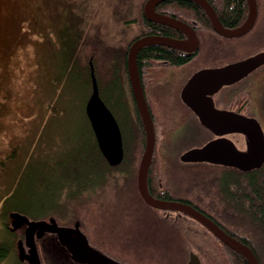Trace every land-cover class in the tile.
<instances>
[{
	"label": "rangeland",
	"instance_id": "obj_1",
	"mask_svg": "<svg viewBox=\"0 0 264 264\" xmlns=\"http://www.w3.org/2000/svg\"><path fill=\"white\" fill-rule=\"evenodd\" d=\"M144 1L0 0V244L11 248L20 239L6 227L11 226L9 213L23 209L30 217L52 216L62 224L80 223L92 242L112 240L114 231L120 236L123 231L122 239L131 242H127V248L133 250L129 255L139 263L173 264L175 250L168 237L161 229L155 230L142 221L145 215L130 212L139 208L130 207V202L140 203L135 202L133 179L105 178L97 168L89 147L92 134L84 110L90 87L83 88L77 81L75 68L67 64V47L78 41L76 48H82L81 53H87L88 58L96 56L93 64L97 67L103 101L118 118L114 108L116 97L113 103L108 91L119 84L120 100L130 106L135 118L129 85L120 78L117 62L123 63L130 44L143 33ZM259 10L256 29L243 40L247 45L244 50L264 44V0H260ZM96 48L102 49L99 57ZM204 56L196 57L191 70L209 62ZM90 60L94 62V57ZM154 70L153 76L158 74ZM153 85L148 91L151 98H155ZM173 89V86H159L158 95L168 108L171 100L168 92ZM156 118L163 123L158 115ZM260 122L264 125V118ZM177 133L182 136L177 145L182 146L202 143L207 138L205 131L192 120L191 126ZM137 135V159L128 164L135 165L138 173L145 143L141 142L139 132ZM159 151L161 158L164 152ZM180 153L176 149L175 154ZM166 159L173 158L169 154ZM214 168L191 167V173L186 174L178 172L180 169L163 168L164 181L169 182V171L173 186L185 191L179 180H191V202L236 231L237 224L232 222L230 210L219 196V171ZM123 214L129 215L127 224L122 223ZM182 221L191 227V252L200 256L203 264H227L222 245L212 234L192 219ZM38 232L43 264H78L72 249L58 235ZM164 239L166 243L158 244ZM179 247L184 248V244ZM0 264L26 263L20 261L13 248L7 257L0 259Z\"/></svg>",
	"mask_w": 264,
	"mask_h": 264
},
{
	"label": "water",
	"instance_id": "obj_2",
	"mask_svg": "<svg viewBox=\"0 0 264 264\" xmlns=\"http://www.w3.org/2000/svg\"><path fill=\"white\" fill-rule=\"evenodd\" d=\"M165 0H148L144 6V15L149 21L175 27L185 32L187 40H172L158 36H145L133 42L128 51L127 70L129 80L146 135L145 150L141 157L137 182L138 190L143 200L156 209L179 210L200 223L224 245L245 257L248 264H259L252 249L239 238L229 234L211 217L193 206L183 203L165 202L154 198L148 190V174L156 146V131L149 109L142 79L138 67V53L147 46L163 44L173 48L195 51L199 49V38L195 29L180 20L156 12V6ZM202 7L219 34L225 37H240L248 33L255 25L258 17L257 0H247L249 13L246 21L238 28L225 29L217 12L208 0H191ZM264 65V50L240 62L221 68H206L196 72L187 82L181 92L183 101L191 104L203 126L216 135L242 133L247 138L245 151H239L229 138H217L199 148H193L182 157L184 161L208 162L215 165L236 168L242 172H250L264 165V130L255 118H248L235 112L224 111L215 107L212 96L222 87L230 86L246 78L258 67ZM92 76V93L86 104V115L90 121L98 147L109 165H120L125 157L123 135L120 125L100 96L98 81L95 75L93 61H90ZM12 231L27 225L25 241L19 242V258L30 264H42L36 234L41 232L57 233L64 243H69L73 249L74 258L96 264H119L115 260L94 252L90 248L87 236L81 231L79 224L73 228L59 227L54 220L30 221L20 213H12ZM74 236V237H73ZM26 248H29L27 251ZM188 264H201L199 256L191 252Z\"/></svg>",
	"mask_w": 264,
	"mask_h": 264
},
{
	"label": "flooded vegetation",
	"instance_id": "obj_3",
	"mask_svg": "<svg viewBox=\"0 0 264 264\" xmlns=\"http://www.w3.org/2000/svg\"><path fill=\"white\" fill-rule=\"evenodd\" d=\"M147 1L148 0L144 1L142 10H141V14H142L141 24L143 25V28L141 30H143V33L138 35V37H136L133 42L145 36H154V35L148 34L150 32V29L149 27L146 28L147 25H145L143 22V18H145L150 23H157V22L149 21L144 15V6ZM182 2L185 4L187 3L191 4V2L193 1L191 0H165L159 3L156 6L155 10L159 14L172 17L176 20H180L181 22L189 25L190 28L192 26L197 33L200 45H199V49L195 51H191V50L187 51V50H183L179 48H173L170 46H166L163 44H157L158 46L162 48H166V49L173 51L178 56L184 57L186 61L182 64H175L170 59L162 58V59L157 60L156 70L158 74L156 75L158 76V81H156L155 85H153L154 87H156L154 100L158 102V109H157L156 115L152 111V107L150 104V99L152 102L153 98L150 97V94L148 92L149 86L153 83V78H152L153 76H152V73H150L149 71H147L146 73H143L142 84L144 87L145 96H146L154 123L156 124L155 130H156L157 138H156L155 152H154L153 159L151 162V167L158 169L157 172H155L157 177H158V174L163 175V178L159 177L155 182L154 181L150 182L149 174L151 170H149L147 184H148V190L150 194L158 200H162L165 202H176V203L178 202V203L187 204L189 206H193L194 208H198L196 204H193L191 202V180H189L188 182L186 180L185 181L179 180L181 183L184 184L183 189L185 190V191H180L178 190V188H175L173 186L174 183L169 179V171H168V181L169 182L164 181L165 173H164L163 168H169V170L171 169L173 170V168L180 169L178 172H181V174H186V172L191 173V167H197V166L198 167L199 166L223 167V166L215 165V164L208 163V162L184 161L182 160V157L185 153H187L191 149L202 147L208 142L215 140L217 138H220V137L231 139L239 151H245L246 146H247V138L242 133H231V134L222 135V136L214 134L209 128L202 125V123L199 120L198 115L191 108V104H187L183 101L181 97V92L183 88L185 87V85L187 84V82L191 79V77L196 72L202 69H206V68H221V67H225L227 65L234 64L242 60H245L263 51L264 44H258L257 47L247 48V50H244L246 49L247 45L243 43V40L245 39V37L250 35L254 29H256L257 24H258V19H259V13H258V17H257L254 27L248 33L240 37H225L219 34L218 32H216L209 16H208L209 26L206 25L204 28H201L202 26L198 24V21L191 19V6L188 5L186 7L184 6L182 7L181 6ZM257 3H258V9H259L260 0H257ZM247 4H248V1H247ZM248 12H249V5H248ZM221 23L223 27L228 30H232V29L239 27L238 26L235 28H230L226 26L222 21ZM157 24L167 29L165 34L157 35L158 37L172 39V40H187L189 37L185 32L175 27L168 26V25L161 24V23H157ZM133 42L130 44V46L133 44ZM129 48H128V51H129ZM200 54L203 56L205 55L204 57H207L209 62L205 63L204 66H200V67H197V69L191 70V67H194V65L191 66V64L193 63V61L196 59L197 56H200ZM127 57H128V52H127ZM159 86H164V87L173 86L174 87L173 90H169L168 92L170 96L169 99H171L170 108H168L162 102L160 95H158ZM212 98H213L215 107L217 109L235 112L236 114L243 115L248 118H255L260 122V120L264 118V65L258 67L256 70H254L251 74H249L243 80L236 82L230 86L222 87L217 93H215L212 96ZM157 115L162 119L163 123L161 122L159 123L157 118H155ZM173 120H176V122H174ZM191 120L194 121L197 125H199L205 131V133L207 134V138L202 143H197L192 146L177 145V143H179L182 140V136H178L179 134L177 133V131L181 130L182 128L184 130L185 127L191 126ZM164 123L166 125L165 130L167 132L165 134L162 132L163 130L162 125ZM262 128L264 130V125H262ZM158 148L160 151L163 150L165 156L163 155L161 156V158L158 156V153H157L159 151ZM176 149L180 150L181 153L175 154ZM169 154L173 159H166V157L169 156ZM136 186L138 189L137 178H136ZM144 203L145 204L139 208H132L130 212L134 211V214H137L139 216L140 214L143 216L145 215L146 217H142L144 219L142 221H146V222H148L147 220L148 213L149 215L153 216V221H154L152 222L153 226L155 227L159 226L161 231L164 233L163 235L165 237H168V240L171 242V244H173L174 247H177V245L179 244H184L185 247L189 248V253H188L189 254L188 262H189L190 255H191V227L185 226L182 220L186 218L191 221V217L188 216L187 214H184L183 212L179 210L156 209L148 205L145 201ZM147 206H150V208H148ZM41 220H44L49 223L52 222V220H54L59 227L73 228L74 226H76V224H79L80 229L82 230L80 223L62 224L58 221L57 218L52 217V216L48 217L47 219H30V221H41ZM12 221L13 220H10V224L12 223ZM6 228L8 229V231L13 232L11 230V226H8ZM22 228L24 231L22 230ZM20 229L24 233L25 230L27 229V225L24 224L22 227L19 228V230ZM205 230L209 232L207 229ZM83 232L85 233V231ZM47 233H51V232H47ZM52 234L58 235L61 242H63L59 234L57 233H52ZM122 235H123V231L121 232V236L119 232L114 231L113 239L109 240V242L105 240H100V239H98L95 242H92L89 239L88 235L87 237L89 239L90 248L94 252L105 255L115 260L119 264H141L139 262L134 261L129 255V252L125 250V248L128 245L127 242L128 243H131V242H129L128 239L126 240L125 237L122 239ZM212 236L214 240H218L214 235ZM38 241L39 240H37V244H38ZM162 243L163 244L166 243V239H164ZM64 244L68 245L69 243H64ZM106 245H109L110 249H107L105 247ZM122 248H124V250H122ZM69 249L71 250L70 247ZM104 249H107V251ZM26 250L28 251L29 248H26ZM73 251L74 250L72 249L71 253H73ZM18 256H19V253H18ZM74 260L78 264H94V263H89L86 260H82V261H78L76 259ZM22 262L26 264H30L29 261L27 260L22 261Z\"/></svg>",
	"mask_w": 264,
	"mask_h": 264
},
{
	"label": "trees",
	"instance_id": "obj_4",
	"mask_svg": "<svg viewBox=\"0 0 264 264\" xmlns=\"http://www.w3.org/2000/svg\"><path fill=\"white\" fill-rule=\"evenodd\" d=\"M209 2L217 12L221 21L230 28H235L242 25L248 17L247 0H209ZM188 5L191 6V19L198 21V24L202 26L201 28H204L206 25L209 26L208 15L206 14V12L194 2H191V4L190 3L185 4L183 2L181 3L182 7L183 6L186 7ZM143 22L145 25H147L146 28L149 27L150 29V32L148 33L149 35L157 36V35L165 34L167 31L165 27L157 23H150L145 18H143ZM77 44L78 41H76L75 44H73V46L67 47V57H68L67 64L70 67L72 66L75 68L77 74L76 76L77 81L83 88L89 86L91 93L92 76H91V68H90V61H91L90 58L93 56L94 57L93 63H95L96 56L92 55L89 56L88 58L87 53L84 52L81 53L82 48L80 47L76 48ZM100 51H102V49L96 48L95 51L96 55H98ZM162 58L170 59L175 64H182L186 61L184 57L178 56L173 51L166 48H162L158 45H151L144 47L138 53V58H137L141 79L143 78V73H146L147 71H149L150 73L155 72L154 69H156L157 60ZM117 64L119 70L121 71L120 78L123 81L125 80L129 85L130 94H131V103H132L131 108L135 111V116H136L134 118V116L131 113L130 106H128L126 102H123V100H120L121 98L119 96L121 89L119 88V84L116 85V89L114 88V90L108 91L111 101L113 102V99L115 97L117 100L116 104H114L115 106L114 108L117 110L116 115L118 118L116 119L120 125L123 135L125 159L123 163L119 166L113 167L109 165L98 147L91 125H90V130H91L92 138H90L89 140L90 141L89 147L92 148V152L95 159V163L97 164V168L104 175L105 178H115L116 176H123L127 178V181L128 179H133L134 189L133 187L131 188L135 191L136 194L135 202L139 201L140 203L133 204L130 202V207H135V206L141 207L145 203L140 197L136 186V181H135L137 178L136 168L135 165H129L128 163H135L134 162V159L136 158L135 139L136 137H138L137 135L138 132L140 133L141 142L144 143L146 142L145 130L129 82V76L127 70V55L124 56L123 63L117 62ZM94 67L97 68L95 64ZM95 75L97 76V70H95ZM152 78H153V83L158 81V76L156 74ZM90 93L87 94L84 110L86 108L87 101L90 98L89 96ZM150 104L152 107V111L156 115L158 109V102H156L153 98L152 102L150 99ZM214 169L219 171V175L217 177V181L220 186L218 190L219 196L221 197L222 203L224 204L225 208L230 210L228 212L230 214L232 222L234 221L238 225V226L236 225L238 230L234 231L230 229L225 223L215 218L213 215L208 213L203 208L197 206L198 208L196 209H199L200 211L207 214L209 217L214 219L222 228L226 229L230 234L234 235L235 237H238L244 244L248 245L256 255L259 264H264V166L260 169H256L250 172H242L235 168H226V167H216ZM150 170L151 171L149 174V181L155 182L161 176V174H158L157 177V175L155 174V172H157L158 170L157 168L151 167ZM122 206L126 207L124 203L122 204ZM147 207L150 208V206ZM22 210L23 209H17L12 211H17L21 214L28 216L31 219H45L40 217L37 218L34 216L30 217L29 213H25ZM128 218L129 215L123 214L122 223L127 224ZM147 220L152 227H155L153 226L152 223L154 222L153 216L149 215V213L147 214ZM95 229L98 228L95 227ZM158 229H160L159 226H156L155 230ZM12 235L19 236L20 237L19 240H22L24 237V233L22 230H18ZM160 240L161 237L159 241ZM105 241L108 240L105 239ZM216 241L220 244V246L222 245V249L224 250V253L226 255L227 264H248L244 256L235 252L229 247L223 245L220 241L218 240ZM161 242H158V244L160 245L163 244ZM105 247L107 249H110L109 245H106ZM13 248H16L17 250V243L15 245L13 244L11 248H9V245L7 244H3V243L0 244V259L7 257L8 254L11 252V249ZM107 249L104 250L107 251ZM131 249L132 248L129 249L127 247L125 248V250H127L128 252L133 251ZM172 249L175 250L173 251V255H174L173 264H187L189 248L185 246L184 248H180V247L178 248V245L177 247H174L172 245ZM122 250H124V248H122ZM131 258L134 261L139 262L138 260H135V258L132 257V254H131Z\"/></svg>",
	"mask_w": 264,
	"mask_h": 264
}]
</instances>
